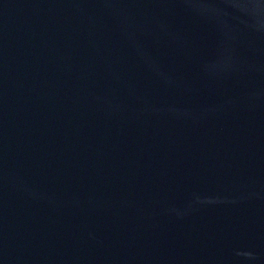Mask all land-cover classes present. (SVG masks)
<instances>
[{"label": "water", "instance_id": "obj_1", "mask_svg": "<svg viewBox=\"0 0 264 264\" xmlns=\"http://www.w3.org/2000/svg\"><path fill=\"white\" fill-rule=\"evenodd\" d=\"M62 0H0V84Z\"/></svg>", "mask_w": 264, "mask_h": 264}]
</instances>
